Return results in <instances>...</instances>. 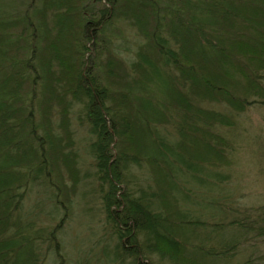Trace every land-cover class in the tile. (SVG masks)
I'll return each instance as SVG.
<instances>
[{"label": "trees", "instance_id": "obj_1", "mask_svg": "<svg viewBox=\"0 0 264 264\" xmlns=\"http://www.w3.org/2000/svg\"><path fill=\"white\" fill-rule=\"evenodd\" d=\"M75 106L104 224L83 262L65 232L85 183ZM251 109L264 0H14L0 11V264H264V205L237 207L217 130Z\"/></svg>", "mask_w": 264, "mask_h": 264}, {"label": "rangeland", "instance_id": "obj_2", "mask_svg": "<svg viewBox=\"0 0 264 264\" xmlns=\"http://www.w3.org/2000/svg\"><path fill=\"white\" fill-rule=\"evenodd\" d=\"M13 1L14 0H0V11H5ZM118 26L122 30L127 29L124 24ZM126 33L130 44L129 46L133 48L134 43L131 39L132 32L129 33L127 29ZM121 56L123 60L130 61V56L126 52H122ZM104 62L106 63L107 60L105 59ZM211 109L221 113H228L229 111L224 106H212ZM79 114L80 112L75 106L71 115V125L74 132V146L78 153V167L81 171V180L85 181L84 178H89V175L92 174V166L91 159L86 149L87 135L83 126H81L78 121ZM234 119L237 127L233 129H217L219 133L232 143V150L228 155L231 165L226 168L224 167L222 172L231 176L232 182L230 188L235 192V199L238 203L237 207L256 208L263 206L264 110L251 109L243 114V116L238 115ZM83 196L87 197L86 206V200H84V203L79 204V202H82L80 199ZM71 198L77 203V208L73 209L74 216H72L76 221L74 224L71 223L65 227L66 241L73 248L72 250H75L73 254H75L77 260L83 262L87 260V258L89 260V254L84 244L98 239L104 224L100 222L101 218L98 213V205L96 204V195L91 190L89 180L85 181V183L80 182L79 187L75 190V196ZM88 202L90 204H88ZM88 209H90V212H88ZM102 246L103 244H101L99 248L100 253L103 254L106 250ZM66 251H69V247L66 248Z\"/></svg>", "mask_w": 264, "mask_h": 264}]
</instances>
